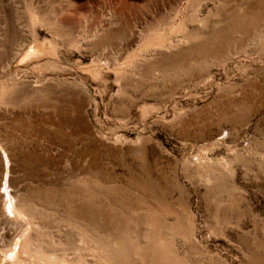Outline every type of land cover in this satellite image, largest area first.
Returning <instances> with one entry per match:
<instances>
[{"label":"rangeland","instance_id":"rangeland-1","mask_svg":"<svg viewBox=\"0 0 264 264\" xmlns=\"http://www.w3.org/2000/svg\"><path fill=\"white\" fill-rule=\"evenodd\" d=\"M22 1L0 0V264L14 200L70 261L264 264V0H33L34 25Z\"/></svg>","mask_w":264,"mask_h":264},{"label":"bare ground","instance_id":"bare-ground-1","mask_svg":"<svg viewBox=\"0 0 264 264\" xmlns=\"http://www.w3.org/2000/svg\"><path fill=\"white\" fill-rule=\"evenodd\" d=\"M11 1V8L12 9L13 7L15 8L14 6V2L15 0H10ZM24 2V3H23ZM22 3L26 6V9H28V17H29V20H30V23L31 25H34L35 23H38L39 21L41 20H45V19H48L47 17V13H46V10L45 9H42L40 6L36 5L35 2L33 0H23ZM23 6V5H22ZM19 8V6H18ZM9 9V8H8ZM16 9H14L15 11ZM19 13V12H18ZM25 13V12H24ZM22 14V13H21ZM16 15V14H15ZM26 15V14H25ZM28 20V21H29ZM45 22V21H44ZM52 41V40H51ZM49 42V43H52V42ZM55 41V40H54ZM53 41V43H54ZM41 53V51L37 50V49H32L31 51H29V54H39ZM43 53V52H42ZM45 53V52H44ZM6 85V84H4ZM3 86V85H2ZM8 88V87H6ZM31 88V87H30ZM1 95V94H0ZM4 95V94H3ZM5 97V96H4ZM1 98V97H0ZM2 99V98H1ZM34 118V117H33ZM210 174V173H209ZM208 177V175H207ZM210 178V177H209ZM209 180V179H208ZM22 199V198H21ZM20 199V200H21ZM161 200V199H160ZM28 201V200H27ZM21 203L19 204V202H17V200H14V201H8V204L5 203V209L6 210H9L10 209V213L12 214V218L16 219V220H19L18 222H21V231H22V234L17 238V241L16 243H14L16 245V248L12 250V254H11V259L10 261L8 262V264H24L23 263V260L22 258H19V256H22V257H25V258H28V259H31L32 261H42L44 263H47V264H86L84 263L83 260H68L66 259V257L63 255V253L59 252L58 249V245L55 243L54 240L50 239L49 236L47 235L46 231L42 230V226H40L37 222L33 221L34 219V215H33V210L32 208H30L31 206L30 205H27L30 202L29 200V203H24V200L23 201H20ZM23 203V204H22ZM18 204L20 206H18ZM164 208V207H163ZM83 209V208H82ZM79 210V208H78ZM81 210V209H80ZM85 210V209H83ZM36 211V209H35ZM84 213L82 212H78V217L81 218L79 220H82L84 218L83 216ZM91 216V215H90ZM41 217V216H40ZM45 217V216H44ZM112 218V217H111ZM28 219V220H27ZM39 219V218H38ZM76 219V218H75ZM85 219V218H84ZM36 220V218H35ZM92 220V219H91ZM84 221V220H83ZM86 222V221H85ZM106 222V221H105ZM17 223V222H16ZM156 223V222H155ZM44 226V225H43ZM158 226V225H157ZM19 227V226H18ZM82 227V226H81ZM156 228V227H155ZM192 229V227H190ZM189 229V228H188ZM19 230V228H18ZM119 230V229H118ZM183 230V229H182ZM48 231V230H47ZM186 231V230H185ZM188 232V231H187ZM186 232V233H187ZM106 233V232H105ZM123 233V232H122ZM156 235V234H155ZM145 236V235H144ZM52 237V236H51ZM84 238V237H83ZM124 238V237H123ZM54 239V238H53ZM127 239V238H126ZM82 240V238H81ZM153 240V239H152ZM151 240V246H148L150 247V249L153 251V248H155V244L154 241L156 240H153L152 242ZM103 241V240H102ZM111 242V241H110ZM112 243L113 245L114 244H117V246H110L109 243L106 244V246H104V244H100L99 246L100 247H105V249L108 251V257L107 259H112V258H115L117 257L118 253L120 254V252L124 253L127 251V249H124L125 248V244H123L122 242V239L119 240L118 238H114L112 240ZM87 243V242H86ZM128 243V242H127ZM66 244V243H65ZM109 244V246H108ZM158 245V244H157ZM160 245V244H159ZM127 246V245H126ZM162 246V245H160ZM160 246L159 249H160ZM61 247V246H60ZM63 247V246H62ZM61 247V249H62ZM148 247V248H149ZM162 248V247H161ZM146 249H144V251L146 252ZM126 250V251H125ZM156 250V248H155ZM163 250V248H162ZM132 251V250H131ZM143 250H139V254H141L144 259H150L149 257H152V255H150V252H146L144 253ZM159 251V250H158ZM170 251V250H169ZM65 252V251H64ZM136 252V251H135ZM155 252V251H154ZM173 253V252H172ZM125 254V253H124ZM122 254V255H124ZM128 254V253H126ZM157 254V253H156ZM254 254V253H253ZM121 256V254H120ZM119 256V257H120ZM159 256V255H158ZM157 256V257H158ZM165 256V254H164ZM155 257V256H154ZM105 258V257H104ZM117 259V258H115ZM4 260V259H3ZM114 260V259H112ZM111 261V260H110ZM171 262V261H170ZM32 263V262H31ZM34 264V263H33ZM88 264V263H87ZM165 264V263H164Z\"/></svg>","mask_w":264,"mask_h":264}]
</instances>
